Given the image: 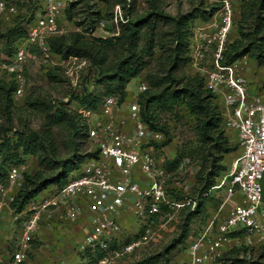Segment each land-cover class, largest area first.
<instances>
[{
	"label": "built area",
	"instance_id": "obj_1",
	"mask_svg": "<svg viewBox=\"0 0 264 264\" xmlns=\"http://www.w3.org/2000/svg\"><path fill=\"white\" fill-rule=\"evenodd\" d=\"M217 5L215 12L191 26L189 68L204 77L222 111V124L233 129L239 154L228 166L227 197L208 217L194 236L189 237L184 264H218L232 248L264 247V90L251 91L246 78L248 56L227 61L224 50L242 0H204ZM40 11L29 24L25 36L16 40L11 54L0 57V73L10 76L15 87L14 102L26 95V56L35 48L41 60L62 70L78 92L87 59L62 56L50 47L55 36L80 33L88 37H110L127 20L130 0L113 5L111 14L95 27H71L64 15V0H40ZM17 12V6L0 0V18ZM147 88L145 80L137 94L123 98L118 93L104 94L96 107L76 110L85 122L86 137L94 155L86 156L79 168L60 187L32 197L19 211L11 208L14 192L28 171V163L11 165L0 181V219L10 218L20 226L17 249L7 264H32L31 242L42 225L85 222L84 232L75 244L82 259L90 264H124L136 253L159 242L172 232L183 210L193 211L199 198L189 192L177 193L170 187L177 174L189 171V159L168 168L158 155L164 135L143 120L137 97ZM196 169L199 165H196ZM202 195H205L202 194ZM237 195L239 201H227ZM128 213L138 221L136 232L123 235L121 217ZM87 225V226H86ZM65 264V263H62Z\"/></svg>",
	"mask_w": 264,
	"mask_h": 264
},
{
	"label": "trees",
	"instance_id": "obj_2",
	"mask_svg": "<svg viewBox=\"0 0 264 264\" xmlns=\"http://www.w3.org/2000/svg\"><path fill=\"white\" fill-rule=\"evenodd\" d=\"M98 1L111 5L126 3L125 0ZM146 1L148 7L142 12L137 11L135 4L130 2L127 20L120 25V31L115 36L100 38L71 33L52 37L49 42L51 49L62 56L76 55L87 59L89 66L94 69V83L103 87L100 92L82 90L74 95L71 92L78 106L94 108L102 95L109 93H118L123 98L129 81L141 77L147 83V88L139 92L137 97L141 115L150 128L163 133L161 145H166L170 137L166 126L159 123L158 113L172 111L176 106H184L190 112L204 154L194 187L199 204L195 210L185 211L180 233L183 236L191 216L203 207V199L216 176L226 169L222 162L224 154L234 149L222 124L221 106L212 90L205 86L204 77L198 73H179L182 68L189 66L191 26L195 21L211 17L217 5L199 0L185 11L170 14L161 7V0ZM75 6V1L65 5L64 15L69 19L77 13ZM108 14L99 7L89 6L86 14L77 19V23H85V31L90 30L100 18L108 17ZM234 26L236 35L228 38L224 50L225 59L234 61L247 55L258 64H263L264 0H242ZM25 34L24 30L17 33L16 40ZM6 40L10 42V35H6ZM57 69L62 72L58 67L48 72L53 81H56ZM8 77V82L0 81V104L7 121L6 126L0 129V139L3 141L0 143V181L5 180L9 166L24 162L26 156H31L38 165L32 172L23 173L22 181L14 192L10 205L19 211L38 193L60 188L73 171L79 168L81 161L86 156L94 155L95 150H80L81 139L86 137L85 122L81 114L68 109L67 102L62 99L45 100L24 96L22 101L26 107L42 111L44 124L39 129L28 131L24 129V124L20 127L12 126V106L16 104L12 99L15 83ZM53 126L67 132L61 144L53 136ZM8 132L14 135L13 139L6 136ZM258 248L260 251L256 261L244 258L256 249L247 246L230 249L220 260L229 264H264V247ZM147 259L150 260L147 261L149 264L151 261L156 262L154 257Z\"/></svg>",
	"mask_w": 264,
	"mask_h": 264
},
{
	"label": "rangeland",
	"instance_id": "obj_3",
	"mask_svg": "<svg viewBox=\"0 0 264 264\" xmlns=\"http://www.w3.org/2000/svg\"><path fill=\"white\" fill-rule=\"evenodd\" d=\"M13 2L17 6V12L9 16L0 18V57L8 54L13 49V43L15 42L17 33L22 30L27 31L29 24L34 20L40 11L39 0H8ZM67 4L70 1H75V11L77 13L69 19L65 14L67 23L72 27L80 26L82 30H85V23L78 24L77 19L82 18L86 14V10L89 6L91 8L99 7L103 12L111 14L113 5L106 4L98 0H64ZM135 4V9L139 12L144 11L148 7V1L146 0H130ZM199 0H161V7L167 13L174 14L178 11H185L188 8L195 6ZM205 2V1H204ZM206 4H215L214 2H205ZM27 18V15L30 14ZM238 12H236V15ZM107 16V15H105ZM197 22V21H195ZM235 26L230 32L229 39L233 38L235 34ZM6 35H10V42H7ZM69 35V34H68ZM86 36V35H85ZM54 68L49 64L43 62L39 56L38 51L35 48H31L26 56L25 74L27 79L26 96L34 98H45V100H57L62 99L66 101V107L72 112H76L79 108L77 101L71 97L72 94H76V90L70 85L69 80L62 72L57 69L56 81L50 79L48 72ZM57 68V67H56ZM246 70L249 71V76L246 78L252 80L255 83L256 80L261 82L259 85L261 90H264V63L258 64L253 58L248 57V64ZM82 83L78 88V91L85 90L100 92L102 86L98 83H94V69L88 66L81 72ZM179 73H195L189 66L182 68ZM141 77L133 78L126 86L129 96L134 95L137 92V85ZM0 81L8 82L9 77L7 74L0 73ZM249 82V81H248ZM75 91V93H74ZM69 93L68 95H65ZM137 94V93H136ZM12 106V126L20 127L24 124L26 131L39 129L43 124V116L41 110L33 111L31 108L26 107L24 102H15ZM24 104V105H23ZM159 123L164 124L168 129L170 137L169 142L166 145H158V155L164 159V164L168 168H175L177 163L183 158H188V167L193 169L190 174L189 171L177 174L175 180L171 184L172 190L181 194L189 192L191 196L197 197L194 192L196 185V175L199 168L196 169V165L201 164L204 151L201 146V141L195 130V122L192 115L184 106H176L172 111H164L158 113ZM7 124L6 118L2 112V106L0 104V129ZM53 136L56 142L59 144L62 139H65L67 132L58 126H53ZM226 132H228L226 130ZM1 134V133H0ZM228 134V133H227ZM6 136H10L12 139L14 135L10 132L6 133ZM228 136V135H227ZM230 136V135H229ZM230 138V137H229ZM82 143H80V150L83 151L90 149V144L87 137H83ZM0 139V143H2ZM233 150L224 154L223 164L226 169L221 171L215 178L214 184L207 191V195L203 199V207L199 212L191 216L187 230L183 236L181 233V223L185 215V211L180 213L175 222V228L172 232L165 235L159 242L152 244L140 252L136 253L132 258L126 260L124 264H149L148 257H154V261L150 264H184L186 260V248L190 236H194L200 229L204 221L210 217L217 209V206L227 197L225 173L230 165L231 161L235 159L239 154V144L231 137L229 140ZM61 144V143H60ZM4 149V148H3ZM79 150V151H80ZM215 154H218L214 150ZM28 163V173L38 168L36 160L31 156H26ZM18 188V187H17ZM239 201L237 195L227 201L228 204L236 203ZM5 224L10 228L8 240L10 241L11 251H14L16 243L19 240L18 228L19 224L14 220L5 218ZM1 223V220H0ZM123 226V235L126 236L131 232H136L138 228V221L131 215L126 213L121 218ZM85 222H80L77 227L69 225H61L60 229L54 231L50 226L44 224L40 228V231L34 234V241L31 242L30 259L32 264H90L91 257L87 255L85 259L80 257L79 253L75 252L74 240L81 237L83 233ZM87 226V225H86ZM45 229V230H42ZM83 229V230H82ZM260 251L259 248L254 249L250 254L244 257L247 260L256 261L257 254ZM72 255L71 258L69 257ZM249 254V255H248ZM67 257L70 259L66 261ZM65 260V261H64ZM218 264H229L222 261Z\"/></svg>",
	"mask_w": 264,
	"mask_h": 264
},
{
	"label": "crops",
	"instance_id": "obj_4",
	"mask_svg": "<svg viewBox=\"0 0 264 264\" xmlns=\"http://www.w3.org/2000/svg\"><path fill=\"white\" fill-rule=\"evenodd\" d=\"M248 73H249V71L246 70L245 74L249 76L250 74H248ZM247 80H248V78H247ZM248 81H249V87H250L251 91H253V92L261 91V89H259L260 88L259 85L261 84V82H258L256 80L255 83H252L251 82L252 80L250 78H249ZM227 131L228 132H226V133H228L227 135H228V137H230L229 139H231V137H234V139L237 141L235 131L233 129H228ZM0 220H1V223H0V264H7V262L11 259L12 253L17 249L18 242L16 243L14 251H11L10 241L8 240V238L10 236L7 234V233H9L10 228L5 224V221H4L5 218L0 219ZM44 225L52 227L54 229V231H56L57 229H60L61 225H69V226H72V227H77V225H71V224H67L65 222H53V223H50V224L45 222ZM42 230H45V229H42ZM83 232H84V230H83ZM18 234H20V226L18 228ZM18 237H19V235H18ZM79 239H77V240H79ZM77 240H74V247H75V244H76ZM71 256L72 255L70 254L69 257L71 258ZM69 257H67L66 261L70 259ZM61 262H60V264H61Z\"/></svg>",
	"mask_w": 264,
	"mask_h": 264
},
{
	"label": "water",
	"instance_id": "obj_5",
	"mask_svg": "<svg viewBox=\"0 0 264 264\" xmlns=\"http://www.w3.org/2000/svg\"><path fill=\"white\" fill-rule=\"evenodd\" d=\"M262 200L264 201V174L262 178Z\"/></svg>",
	"mask_w": 264,
	"mask_h": 264
}]
</instances>
